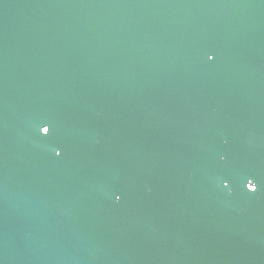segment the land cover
<instances>
[{
	"label": "water",
	"instance_id": "1",
	"mask_svg": "<svg viewBox=\"0 0 264 264\" xmlns=\"http://www.w3.org/2000/svg\"><path fill=\"white\" fill-rule=\"evenodd\" d=\"M0 264H264V0H0Z\"/></svg>",
	"mask_w": 264,
	"mask_h": 264
},
{
	"label": "snow or ice",
	"instance_id": "2",
	"mask_svg": "<svg viewBox=\"0 0 264 264\" xmlns=\"http://www.w3.org/2000/svg\"><path fill=\"white\" fill-rule=\"evenodd\" d=\"M208 59L211 61V60H213L214 59V54H208ZM46 126V131H45V135H49V134H51V132H52V129H51V127L50 126H48V125H45ZM45 126H43L42 128H44ZM61 153L60 152H57L56 153V155L57 156H59ZM225 187L227 188L228 187V185L227 184H225ZM257 184L255 183V184H252V180L250 179V180H248V182H247V188H248V190L249 191H251V192H256L257 191ZM230 190V189H229ZM117 199H120V197L119 196H117L116 197Z\"/></svg>",
	"mask_w": 264,
	"mask_h": 264
}]
</instances>
